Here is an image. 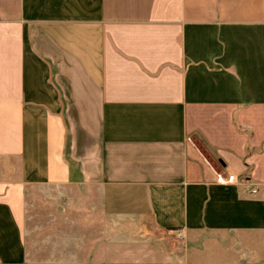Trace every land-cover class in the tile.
I'll return each instance as SVG.
<instances>
[{
    "label": "crops",
    "instance_id": "crops-1",
    "mask_svg": "<svg viewBox=\"0 0 264 264\" xmlns=\"http://www.w3.org/2000/svg\"><path fill=\"white\" fill-rule=\"evenodd\" d=\"M0 264H264V0H0Z\"/></svg>",
    "mask_w": 264,
    "mask_h": 264
},
{
    "label": "rangeland",
    "instance_id": "rangeland-1",
    "mask_svg": "<svg viewBox=\"0 0 264 264\" xmlns=\"http://www.w3.org/2000/svg\"><path fill=\"white\" fill-rule=\"evenodd\" d=\"M57 193L58 189L53 186L30 185L27 189L26 238L30 247L35 243L41 247L47 236L57 234L58 229L64 231V218L55 198Z\"/></svg>",
    "mask_w": 264,
    "mask_h": 264
},
{
    "label": "built area",
    "instance_id": "built-area-1",
    "mask_svg": "<svg viewBox=\"0 0 264 264\" xmlns=\"http://www.w3.org/2000/svg\"><path fill=\"white\" fill-rule=\"evenodd\" d=\"M235 180L236 176L234 174L218 173L217 175V182L221 184L233 183ZM179 236H182V234H179Z\"/></svg>",
    "mask_w": 264,
    "mask_h": 264
}]
</instances>
